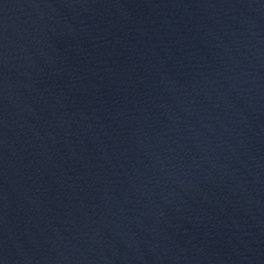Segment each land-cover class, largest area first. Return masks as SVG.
<instances>
[{"label": "water", "instance_id": "obj_1", "mask_svg": "<svg viewBox=\"0 0 264 264\" xmlns=\"http://www.w3.org/2000/svg\"><path fill=\"white\" fill-rule=\"evenodd\" d=\"M0 264H264V0H0Z\"/></svg>", "mask_w": 264, "mask_h": 264}]
</instances>
